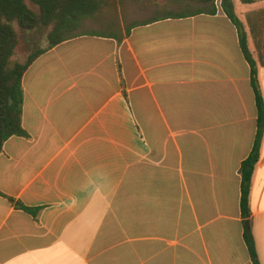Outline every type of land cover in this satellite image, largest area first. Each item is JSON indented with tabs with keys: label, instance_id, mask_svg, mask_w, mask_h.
<instances>
[{
	"label": "crops",
	"instance_id": "crops-1",
	"mask_svg": "<svg viewBox=\"0 0 264 264\" xmlns=\"http://www.w3.org/2000/svg\"><path fill=\"white\" fill-rule=\"evenodd\" d=\"M222 1L153 16L114 0L40 48L26 136L0 154V264H253L239 169L258 112ZM235 12L264 98V0ZM250 205L264 264V136Z\"/></svg>",
	"mask_w": 264,
	"mask_h": 264
},
{
	"label": "trees",
	"instance_id": "trees-1",
	"mask_svg": "<svg viewBox=\"0 0 264 264\" xmlns=\"http://www.w3.org/2000/svg\"><path fill=\"white\" fill-rule=\"evenodd\" d=\"M251 3L255 0H242ZM214 5L216 0H199ZM223 9L239 30L241 50L251 67V83L257 106V132L253 149L241 163L240 208L243 238L253 264H261L253 234L250 194L255 167L260 159L264 136V98L255 60L249 50L246 33L235 17L233 7L222 1ZM114 0H0V154L4 144L13 136H26L22 126L23 76L34 61L46 50L38 49L25 63L12 62L18 46L15 25L22 31L48 30L49 47L64 42L79 27L83 19L97 12L112 9ZM215 12V9L212 11Z\"/></svg>",
	"mask_w": 264,
	"mask_h": 264
},
{
	"label": "rangeland",
	"instance_id": "rangeland-1",
	"mask_svg": "<svg viewBox=\"0 0 264 264\" xmlns=\"http://www.w3.org/2000/svg\"><path fill=\"white\" fill-rule=\"evenodd\" d=\"M158 3L159 9L153 13V16H161L175 12L189 13L198 8H202L203 4L199 0H154ZM227 4L232 6L235 17L240 21V17L236 15V4H242V0H226ZM242 25V23H241ZM243 26V25H242ZM18 34V46L12 58V62L25 63L28 56L35 53L38 49L49 44L47 33L42 30L22 31L15 25ZM244 29V28H243Z\"/></svg>",
	"mask_w": 264,
	"mask_h": 264
}]
</instances>
